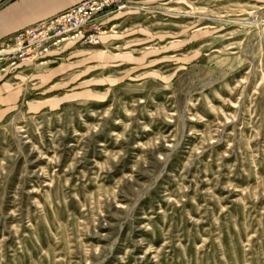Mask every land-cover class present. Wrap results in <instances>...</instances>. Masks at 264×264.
Returning a JSON list of instances; mask_svg holds the SVG:
<instances>
[{
  "label": "rangeland",
  "instance_id": "rangeland-1",
  "mask_svg": "<svg viewBox=\"0 0 264 264\" xmlns=\"http://www.w3.org/2000/svg\"><path fill=\"white\" fill-rule=\"evenodd\" d=\"M135 6L94 92L0 125V264H264V0Z\"/></svg>",
  "mask_w": 264,
  "mask_h": 264
},
{
  "label": "crops",
  "instance_id": "crops-1",
  "mask_svg": "<svg viewBox=\"0 0 264 264\" xmlns=\"http://www.w3.org/2000/svg\"><path fill=\"white\" fill-rule=\"evenodd\" d=\"M83 0H0V40L42 20L51 18ZM160 1V0H159ZM150 0H132V9L110 18L98 49H87L81 39H68L60 50L34 61L0 69V125L21 109L39 113L61 108L71 100L85 98L101 84L102 70L119 66L127 55L117 50L132 35L127 33L135 5ZM93 87V88H92Z\"/></svg>",
  "mask_w": 264,
  "mask_h": 264
},
{
  "label": "built area",
  "instance_id": "built-area-1",
  "mask_svg": "<svg viewBox=\"0 0 264 264\" xmlns=\"http://www.w3.org/2000/svg\"><path fill=\"white\" fill-rule=\"evenodd\" d=\"M132 0H83L65 11L0 40V63L15 66L34 61L62 48L68 39L97 45L105 24L116 14L133 8Z\"/></svg>",
  "mask_w": 264,
  "mask_h": 264
}]
</instances>
